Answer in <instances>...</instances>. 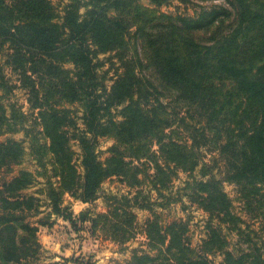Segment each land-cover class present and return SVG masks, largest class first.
<instances>
[{
	"label": "trees",
	"instance_id": "obj_1",
	"mask_svg": "<svg viewBox=\"0 0 264 264\" xmlns=\"http://www.w3.org/2000/svg\"><path fill=\"white\" fill-rule=\"evenodd\" d=\"M58 1L62 11L0 0V137L25 135L0 142V264H40L39 229L54 215L125 248L139 233L136 208L153 218L122 264H264V0H179L200 7L194 15L161 11L171 0ZM102 139L114 142L105 160ZM26 142L36 170L12 175ZM180 174L183 196L209 217L196 247L189 222L165 224L154 208L181 203ZM113 178L131 192L107 196L106 213L64 207L66 195L94 203Z\"/></svg>",
	"mask_w": 264,
	"mask_h": 264
},
{
	"label": "rangeland",
	"instance_id": "obj_2",
	"mask_svg": "<svg viewBox=\"0 0 264 264\" xmlns=\"http://www.w3.org/2000/svg\"><path fill=\"white\" fill-rule=\"evenodd\" d=\"M57 5H59L60 11H62V6L60 5V2L58 0H54ZM143 5L149 6V0H140ZM219 3V2H218ZM216 4V3H214ZM210 4H203L202 6L208 7ZM200 7L193 6L192 4H186L182 3L179 0H171L169 4H166L160 8L161 11L171 14H188V15H194L196 13V10H199ZM110 55L100 56L101 59L108 58ZM3 62L2 58H0V63ZM118 65H115L114 69H116ZM103 71L112 70L111 64L108 63L107 66L102 69ZM114 71H111L110 76H113ZM8 77L12 78V80H16V77L11 74L10 71L7 72ZM108 86L111 85V81L108 80L107 82ZM14 100L19 102L20 105H23L25 107V111H28L27 108V96L25 94V91L18 89L15 93ZM81 116V114H79ZM8 138H14L16 140L25 141V135L24 133H18L15 135H7L0 137V142L5 141ZM114 142L109 139H102L99 143V156L102 160H105L107 157H109V148L113 146ZM27 147V156L24 162L20 166H16L13 174H18L21 170H29V171H35L36 165L33 161V158L29 155V144L26 142ZM73 147L76 150V152L80 153V148L77 142H73ZM79 160V159H78ZM78 164H80V161H78ZM8 175V174H7ZM10 175V177L12 176ZM9 176V175H8ZM6 177V178H10ZM186 180V175L180 174L179 178L175 180L174 184L172 185V192L175 197L182 196L181 203H173L170 207H161L158 205H154V208L158 214L161 216V220L163 223L168 224L172 221L181 220L184 219L185 221L189 222L190 227V238L191 243L193 246H199L202 242V240L206 237V225L208 221V215L201 210L196 205H191V203L188 201L187 197L183 196V193L181 192V188L184 186V181ZM42 182V181H41ZM42 186L36 185L33 188L29 189L27 192L29 194H35ZM225 191L229 194L231 199L234 201L235 206V212L241 215L244 219H249L245 217L246 215L242 211V203L239 200V194L237 187L231 184L225 185ZM131 190L126 185H124L121 180L118 178H113L108 181H106L102 189L99 193V199L95 201L94 203H91L85 207H83L80 203H83L81 201H78L71 197L70 195H67L64 199V207H68L69 211L73 213L75 217H78L83 212L90 211L93 215L96 214H102L106 213L108 211V205L106 197L110 195H127L130 193ZM69 197L71 199H69ZM157 193H153V200H156ZM80 202L79 204H74V202ZM159 201L160 204H163V199L160 198ZM46 210V209H44ZM135 212L138 216V236L136 239L130 242L129 244V250H133L135 248L140 247L141 244H144L146 242V239L144 235L142 234V230L144 228V225L146 224L147 220L150 218H153V214L150 210L147 209H135ZM45 216L41 215V217L33 218L32 222H37L39 219L43 218ZM58 220H60L58 222ZM250 225L254 226L257 230H259V225L257 223H253L252 221H249ZM51 226H40L38 238L39 242H43V237H49V242L47 245L51 249H47L41 245V252H40V264H53L52 259L54 256L51 254L53 253L54 248H61V252L65 254V256H69L67 258L71 259H65V262H62V264H67L69 261H71L70 264H76L74 260H78L81 262H89L90 259L94 264L98 263L99 260L97 258H103L104 262L102 264H121L125 263L128 256V251L124 252V247H115L116 243L112 242L111 240H107L103 235L98 233V236L92 235L91 229H90V223H84L79 222L77 225L73 226L69 221L65 220L63 217H57L53 216L51 219ZM43 229V230H41ZM47 232H46V230ZM230 239L232 241V246L235 247V244L238 241V237H236L235 234H232L230 236ZM108 241V242H106ZM51 242V243H50ZM42 244V243H40ZM118 245V244H117ZM126 247V246H125ZM64 248V249H63ZM66 249V250H65ZM131 255V254H130ZM105 257L109 258L106 259ZM112 258H115V262H111ZM111 260V261H110ZM223 260L222 256H215L213 257L214 264H221ZM55 264V263H54Z\"/></svg>",
	"mask_w": 264,
	"mask_h": 264
},
{
	"label": "crops",
	"instance_id": "obj_3",
	"mask_svg": "<svg viewBox=\"0 0 264 264\" xmlns=\"http://www.w3.org/2000/svg\"><path fill=\"white\" fill-rule=\"evenodd\" d=\"M67 196V195H66ZM69 199H71L70 197H69ZM71 200H73V199H71ZM80 202H77V201H75L74 202V204H79ZM83 207H85V206H87V205H89V204H86V203H80ZM43 215V214H42ZM41 217V216H40ZM60 220H58V222H59ZM41 230H43V229H41ZM46 230V229H45ZM46 232H47V230H46ZM145 237V236H144ZM146 239V238H145ZM49 237H43V242L42 241H40V243H42L41 245H43V247H45V248H47V249H51L48 245H47V243L49 242ZM51 241V240H50ZM106 242H108V241H106ZM51 243V242H50ZM129 244L130 243H128L127 245H126V247L124 248V252H126V251H128L129 250V248H127V247H129ZM113 246H115V247H120L119 245H117V244H115V245H113ZM64 249V248H63ZM53 250V253H51L53 256H54V258L52 259V261L51 262H53V264L55 263V264H62V262H65V259H71V258H67V257H69V256H65V254L64 253H62L61 252V248H59L58 246H57V248H54V249H52ZM66 250V249H65ZM134 250V249H133ZM128 253V256H127V258H126V260L128 261L130 258H131V256H132V250H130V251H128L127 252ZM131 254V255H130ZM106 259H109V258H107V257H105V262H106ZM97 260H99V262L98 263H96V264H102L103 262H104V259L103 258H97ZM112 260V261H111ZM110 261L111 262H115L116 263V261H118V260H116L115 258H112ZM70 263H71V261H69ZM67 263V264H70V263ZM122 264V263H121Z\"/></svg>",
	"mask_w": 264,
	"mask_h": 264
}]
</instances>
